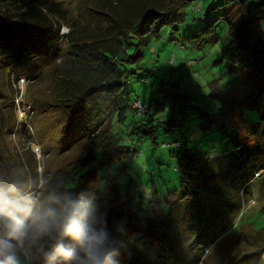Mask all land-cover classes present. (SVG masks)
Instances as JSON below:
<instances>
[{
    "label": "trees",
    "instance_id": "obj_1",
    "mask_svg": "<svg viewBox=\"0 0 264 264\" xmlns=\"http://www.w3.org/2000/svg\"><path fill=\"white\" fill-rule=\"evenodd\" d=\"M194 1L98 0L101 29L83 33L77 23L64 21L60 7L50 0H0V100L8 95L6 82L35 74L56 56L61 44L66 46L67 58L56 70L55 82L59 106L67 113L62 134L86 140L85 154L74 170L77 176L73 174L69 186L64 185L66 204L85 214V207L92 208L108 191L106 196L114 202L109 234L115 240L125 236L134 244L144 246L149 241L163 246L173 220L205 219L202 235L214 242L226 231L222 223L232 208H241V192L247 191L256 173H264V0H211L196 30H192L194 25L188 28L182 42L201 48L218 39V26L226 22L229 41L219 61L230 72H244L256 84L253 108L261 121L251 129V136L244 137L218 114L199 109L193 118H201L203 131L215 132L216 139L224 143L217 155L189 146L187 139L175 141L178 145L163 142V147L173 150L179 179V188L164 199L165 210L157 191L141 208L137 180L130 177L123 187L119 178L117 172L122 174L136 159L143 141H150L156 149L158 136L174 133L185 120L186 114L178 119L174 110L168 118L163 116L171 95L164 86L159 89L162 97L145 103L130 94L135 93L134 80H147L139 75L140 70L148 71L142 67L145 47L166 26L178 31ZM65 24L70 30L61 33ZM178 96L172 109L187 97ZM135 101L144 105L145 112L133 107ZM15 185L0 177V199ZM112 248L99 258L110 256ZM262 260L264 247L240 259L248 264Z\"/></svg>",
    "mask_w": 264,
    "mask_h": 264
},
{
    "label": "rangeland",
    "instance_id": "obj_2",
    "mask_svg": "<svg viewBox=\"0 0 264 264\" xmlns=\"http://www.w3.org/2000/svg\"><path fill=\"white\" fill-rule=\"evenodd\" d=\"M210 1L191 3L178 31H173L171 26L164 27L160 37L143 51L142 67L148 71L140 70L139 75H145L147 80L132 82L135 92L130 94L132 98L149 102L151 98L162 97L159 89L164 86L170 89L171 95L166 99L163 116L168 118L173 110L178 119L186 114L174 133L158 136L160 145L156 149L150 141H143L136 159L122 174L117 172L123 187L128 178L137 180V191L143 199L141 208L147 206L157 191L165 210V197L179 188L176 158L171 154L173 150L162 146L163 142L182 143L187 139L189 146L211 156L217 155L224 146L216 139L215 132L203 131L201 118H193L199 109L218 114L244 137L251 136V129L261 121L253 108L256 84L244 72H230L225 63L219 61L220 53L229 41L226 22L218 26V39L201 48L182 42L188 28L194 25L192 30H196ZM50 2L60 7L64 21L77 23L83 33L101 29L98 27L101 17L96 12L98 0ZM78 5L80 9H75ZM56 18L60 19V14ZM69 30V25L65 24L61 33ZM66 58L67 48L61 44L56 56L46 60L48 63L35 74L19 79L13 77L11 82L5 83L8 95L0 100V177L16 185L0 199V205L6 204L0 208V222L5 218V208L11 211L23 209L22 217L26 220L38 209L43 211L49 206L61 213V222L69 215L80 216L79 209L67 206L64 185L69 186L73 174L77 176L74 170L85 154L86 140L62 134L67 113L59 106L55 91L56 70ZM183 94L187 95L186 101H180L182 104L172 109L176 96ZM255 177L247 191L241 192V208H232L222 223L226 231L214 242L206 234L202 235L206 231L205 219L197 222L173 220L163 246L149 241L144 246L134 244L125 236L115 240L109 234V214L114 211V202L106 196L107 191L97 198L92 208L85 207L87 218L100 239L99 255L108 248L114 249L107 258H99L100 264H248L240 261L241 256L264 247V173ZM51 197L57 202L50 203ZM61 245L78 251L76 241L56 229L44 235L33 232L21 248L16 241H9L0 227V261L14 255L19 264H68L57 252ZM258 264H264V260Z\"/></svg>",
    "mask_w": 264,
    "mask_h": 264
},
{
    "label": "clouds",
    "instance_id": "obj_3",
    "mask_svg": "<svg viewBox=\"0 0 264 264\" xmlns=\"http://www.w3.org/2000/svg\"><path fill=\"white\" fill-rule=\"evenodd\" d=\"M56 202L55 197L50 198V203ZM4 213L5 218L0 222V227L3 228L9 241H16L21 248L33 232L44 235L56 229L62 235L70 236L76 241L78 251L65 248L63 245L57 248L59 256L68 264L76 261L79 264H99L100 239L86 213L81 214L79 218L74 214L69 215L64 222H61V213L51 206L43 211L38 209L27 220L22 217L23 209L21 208L15 211L5 208ZM0 264H19V261L14 255H9L0 261Z\"/></svg>",
    "mask_w": 264,
    "mask_h": 264
},
{
    "label": "built area",
    "instance_id": "obj_4",
    "mask_svg": "<svg viewBox=\"0 0 264 264\" xmlns=\"http://www.w3.org/2000/svg\"><path fill=\"white\" fill-rule=\"evenodd\" d=\"M133 107L138 109L140 111V113L142 114L143 112H145V107L143 104H141L140 101H135L134 104H133ZM196 117V116H195ZM174 145H178L177 142L174 143ZM260 174L259 173H256V176H259Z\"/></svg>",
    "mask_w": 264,
    "mask_h": 264
}]
</instances>
